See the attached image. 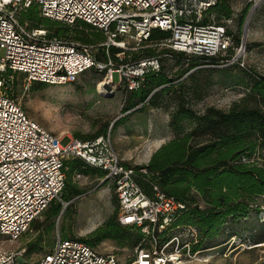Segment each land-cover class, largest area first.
<instances>
[{
	"label": "built area",
	"instance_id": "2783aa9c",
	"mask_svg": "<svg viewBox=\"0 0 264 264\" xmlns=\"http://www.w3.org/2000/svg\"><path fill=\"white\" fill-rule=\"evenodd\" d=\"M189 0H0V73L25 74L28 82L65 85L74 83L89 69L98 70L102 80L97 83L102 91L138 89L143 74L158 71V58H145L134 64L121 62L129 40L142 45L154 30L168 33L158 44L171 52L196 56L225 55L232 47L226 26L198 25L203 10L216 0H203L188 5ZM264 0H254L255 7ZM36 5L41 16L73 24L83 21L100 30L104 42L87 45L47 37L45 29H29L21 24L16 12L19 8ZM252 11V10H251ZM232 23L229 19L226 25ZM116 47V59L109 54ZM103 50L106 59L95 52ZM226 64L235 61L243 65V44L234 49ZM168 55V54H165ZM159 57V56H158ZM116 72L118 80L113 81ZM0 79V235L18 239L30 227L53 198L64 187L62 158L72 153L105 171L118 202V222L134 225L145 235L150 234L155 244L161 234L184 209L181 202L153 188L149 197L135 181L134 169L121 161L112 150L109 137H98L93 142L69 143L62 146L60 138L30 118L21 103L8 96V85ZM198 240L192 227L179 228L176 235L163 241L158 249L135 250L131 264H179L182 257L194 258L191 244ZM174 245L171 252L166 247ZM156 246V245H155ZM183 250V251H182ZM22 252L0 249V264H121L112 253L99 252L78 239L57 238L38 258L22 259Z\"/></svg>",
	"mask_w": 264,
	"mask_h": 264
},
{
	"label": "rangeland",
	"instance_id": "374dc122",
	"mask_svg": "<svg viewBox=\"0 0 264 264\" xmlns=\"http://www.w3.org/2000/svg\"><path fill=\"white\" fill-rule=\"evenodd\" d=\"M218 3V9L203 14L201 20L221 21V14L217 15L216 12L229 10L232 23L227 28L238 44L241 43L246 17L250 14L246 38L242 43L245 50L244 66L224 65L216 68L208 61L190 54L182 58L161 55L158 67L171 80L168 85L173 86V90L159 97L157 107H146L141 112H123V89L119 87L112 94L102 90L99 92L97 83L102 80L103 73L97 70H87L77 81L65 85L28 82L23 74H14L11 96L21 103L30 118L56 134L62 146L74 144L76 140L97 138L105 131L104 135L109 136L112 150L122 162L129 166L145 165L161 144L177 135L176 123L170 113L178 100L185 102V106L198 115L204 114L207 107L227 110L248 92V75L264 77V2L255 10L252 9L254 0H218ZM69 27L72 31L80 30L84 36L90 33L81 25ZM62 39L82 43L73 38L72 32ZM147 46L155 49L156 55L164 54L167 49L160 44L136 45L129 40L127 51L142 55L140 51ZM97 52L100 49L95 54ZM99 56L104 60L101 54ZM112 78L113 81L118 80V74L114 72ZM253 105L251 102L248 107ZM113 122L115 124L112 125ZM180 125L182 131L178 132L185 134L190 132L195 123L182 121ZM200 133L197 132L198 136H201ZM64 157L65 162L73 159L70 154ZM254 159L260 158L255 155ZM69 179L80 193L72 198L63 193L56 200V203L61 204L62 213L54 218L47 214L39 215L30 229L18 239L10 240L0 235V249L21 251L23 260H32L47 251L57 238L85 239L116 214L117 196L105 176L84 174L77 168ZM255 201V206L249 208L245 217H230L217 235L204 240L201 246L204 250L192 259L183 256L179 264H264V194ZM198 204L204 207L201 201ZM178 230L167 232L166 240H159L157 244L147 234L141 247L145 250L158 249L163 241L171 239ZM134 232L133 229H123L122 237L126 240L106 238L94 247L99 252L114 254L121 264H131L136 247H131L130 242ZM173 246L166 247L167 252H171Z\"/></svg>",
	"mask_w": 264,
	"mask_h": 264
},
{
	"label": "trees",
	"instance_id": "16d2710c",
	"mask_svg": "<svg viewBox=\"0 0 264 264\" xmlns=\"http://www.w3.org/2000/svg\"><path fill=\"white\" fill-rule=\"evenodd\" d=\"M198 1L203 0H189L188 5L193 6ZM219 5L218 0H216L214 5L203 10L201 17L207 12L216 11ZM216 13L217 15L221 14L219 15L222 18L221 21H211L206 18L203 20L200 18L197 21L194 14L190 18L198 25H225L226 34L231 36L232 48L225 55L193 56L203 61H208L211 63V66L216 68L224 65L239 67L240 63L236 61L232 64H226L227 60L234 54L233 49L242 43L241 41L238 44L234 35L227 28L226 21L230 19V11L225 10L222 13L221 10H218ZM16 17L26 27H28L27 24L30 25L29 29H45L47 37L50 38L64 41L67 39L62 38L69 32H72L73 38L82 41V44L95 45L105 40L100 30L81 20L73 24L83 26L90 32L88 35L84 36L78 29L72 31L69 26L73 24L61 23L41 16L40 10L34 4L28 8L17 9ZM149 37L145 43L157 45L161 40L169 36L167 32L157 29L152 31ZM67 41L76 42L73 40ZM154 51L155 49L147 46L140 51L142 55H133V53L128 52L126 49L121 62L131 65L150 57H156L159 60V57L165 54H168L172 58H182L185 56L182 52H171L169 49H166L164 54L158 55ZM116 52H119V49L111 47L109 54L116 59ZM97 53L98 59H102L99 54L102 55L103 59H106L103 50L100 49V52ZM86 71L81 74L86 73ZM89 71H94V69H89ZM18 73L9 72L8 70L0 73V79L3 81L2 84L8 85L7 94L12 99H15L11 96L13 75ZM23 75L25 76V74ZM248 77H250L248 92L239 102L233 104L227 110L207 107L203 112L204 114L198 115L192 109L186 107L185 102L178 100L175 108L170 113L173 122L176 123L177 135L166 143L161 144L152 153L145 165L129 166L124 163L134 169L135 181L142 192L151 197L154 194L153 188L156 187L160 192H164L176 201L181 202L184 206V209L178 211L175 219L163 233H155L157 239L166 240L165 234L167 232L175 229L178 230L179 228L192 227L197 231L198 240L191 244L190 251L191 253L202 251L204 249L201 246L204 240L217 235L220 227L230 217L233 219L238 216L240 218L245 217L249 208L255 206L256 198L264 194V77L256 75H248ZM170 81L161 72L160 68L158 71L150 70L145 72L141 87L134 90L121 88L125 93L122 111L131 113L141 112L146 107H157L160 96L172 93L173 86L168 85ZM251 102L254 105L248 107V104ZM182 121H192L195 123V126L191 128L190 132L181 134L178 131H182L180 125ZM198 131L202 132L200 133L201 136H198ZM104 134H106L105 131L98 137H109ZM98 137L91 140L78 141L81 143L93 142ZM67 154H70L73 159L65 162L64 156L66 154L62 158V170L65 179L64 187L59 196L53 198L40 215L47 214L52 218L59 216L63 210H61V204L56 203V200L63 193L69 195L68 198L79 195L80 191L69 179L72 172L77 168L84 174L95 173L98 176H105V171L100 167L91 165L84 158L82 159L75 154ZM255 155L260 159L253 160ZM198 201H201L204 207L199 206ZM117 213L118 209L116 214L107 220L103 226L94 230L85 239L78 240L86 242L95 248L94 245L106 238L114 240L125 239L122 237V230L133 229L135 232L130 239L131 247L136 245L135 250L141 247L147 235L134 225L120 224L117 219Z\"/></svg>",
	"mask_w": 264,
	"mask_h": 264
},
{
	"label": "water",
	"instance_id": "95a60500",
	"mask_svg": "<svg viewBox=\"0 0 264 264\" xmlns=\"http://www.w3.org/2000/svg\"><path fill=\"white\" fill-rule=\"evenodd\" d=\"M250 13H251V12H250ZM249 17H250V14H248L247 17H246L245 29H244V31H243V36H242V39H241L242 43H243V41H244L245 38H246V32H245V30H246V26L248 25V22H249Z\"/></svg>",
	"mask_w": 264,
	"mask_h": 264
},
{
	"label": "bare ground",
	"instance_id": "6f19581e",
	"mask_svg": "<svg viewBox=\"0 0 264 264\" xmlns=\"http://www.w3.org/2000/svg\"><path fill=\"white\" fill-rule=\"evenodd\" d=\"M255 10V9H254ZM247 31V26H246V30L245 32ZM98 91L101 92V89H100V86L98 87ZM103 92V91H102ZM107 94H112V93H107Z\"/></svg>",
	"mask_w": 264,
	"mask_h": 264
}]
</instances>
